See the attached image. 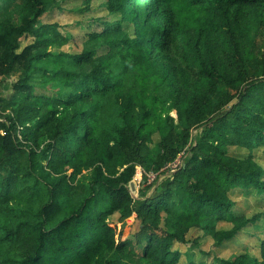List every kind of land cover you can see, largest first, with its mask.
<instances>
[{
  "label": "trees",
  "instance_id": "1",
  "mask_svg": "<svg viewBox=\"0 0 264 264\" xmlns=\"http://www.w3.org/2000/svg\"><path fill=\"white\" fill-rule=\"evenodd\" d=\"M62 2L0 0V82L20 74L0 95V264H179L194 227L218 248L241 237L259 216L232 195L264 193V169L228 147H264V0H107L75 55L41 23ZM172 51L187 73L159 59ZM140 166L170 176L144 200ZM258 248L188 264H264Z\"/></svg>",
  "mask_w": 264,
  "mask_h": 264
},
{
  "label": "rangeland",
  "instance_id": "2",
  "mask_svg": "<svg viewBox=\"0 0 264 264\" xmlns=\"http://www.w3.org/2000/svg\"><path fill=\"white\" fill-rule=\"evenodd\" d=\"M107 0H93L90 9L88 10L83 0H63L61 8L53 9L47 12L41 19V23H58L60 30L65 35L69 36L71 42L62 46L53 48L54 52H65L69 54H79L82 51V44L87 32L89 30L88 22L92 17H105L107 12L103 4ZM114 16L109 18V21H114ZM34 38L32 35H28L21 39L22 50L27 45L33 43ZM161 61H164L169 66L173 67L181 73L186 72L188 66L182 62L180 58L175 54V51L168 53L167 55L159 56ZM20 74L16 73L10 76H5L0 82V95L2 97H10L13 92V85L18 82ZM3 111V108H0ZM7 113H10L8 111ZM171 116L177 121V112L173 110ZM203 129L193 130L191 132L193 136L192 144L196 141V137L202 133ZM160 137L155 136L154 142L150 144L152 150V156H155L159 150ZM228 153L238 157H247L248 155L254 156L256 162L264 169V147H257L254 150H250L245 147L230 146L228 147ZM189 152L187 153V156ZM184 152L178 156L175 162L170 164L172 173L177 170V167L181 166L184 162ZM84 177H90L88 171H84L82 174ZM169 174L161 175L159 178L153 172L148 173L146 167H139L135 175V181L137 184L135 197L140 200L147 199L155 194L158 185H161ZM145 179L147 182H145ZM88 180V179H87ZM261 193V196L259 193ZM264 193L262 190L247 189L242 194L235 193L232 195L235 205L233 211L237 214L246 215L249 219L258 217V220L254 226H250L244 230V234L238 239L224 244L221 248L215 247L214 241L210 236L205 234L204 231L194 227L186 235L184 243L175 244V249H178L181 253V260L179 264H188L190 260L199 261L206 259L211 261L213 258H225L234 259L235 256L247 251L256 256H259L260 250L258 248L259 240H264ZM133 215L125 225V236L131 231H135L138 228V222ZM232 227V224L221 221L218 225L219 229L228 230Z\"/></svg>",
  "mask_w": 264,
  "mask_h": 264
}]
</instances>
